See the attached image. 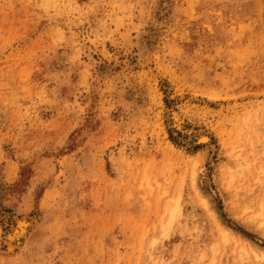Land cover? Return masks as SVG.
I'll return each mask as SVG.
<instances>
[{"label":"rangeland","instance_id":"obj_1","mask_svg":"<svg viewBox=\"0 0 264 264\" xmlns=\"http://www.w3.org/2000/svg\"><path fill=\"white\" fill-rule=\"evenodd\" d=\"M263 15L0 0V264H264Z\"/></svg>","mask_w":264,"mask_h":264},{"label":"bare ground","instance_id":"obj_2","mask_svg":"<svg viewBox=\"0 0 264 264\" xmlns=\"http://www.w3.org/2000/svg\"><path fill=\"white\" fill-rule=\"evenodd\" d=\"M262 1V0H261ZM264 2V0H263ZM264 16V15H263ZM126 36H128V34H126ZM131 38V37H130ZM130 38H126V42L128 45L130 42ZM133 39V38H132ZM135 45V44H133ZM132 48V47H130ZM129 49V48H128ZM134 51V50H133ZM135 53V52H134ZM138 59H140L138 57ZM209 137L207 134L205 133H201L198 137V142H206L209 141L208 140ZM33 216V215H32ZM35 216V215H34ZM31 217V216H30ZM14 220V219H13ZM12 222V221H11ZM33 219L32 218H27V217H22V218H18L14 224L11 226V228L9 229V232L7 234L8 240H9V244L11 247L14 248H18L20 247L22 240L25 238L27 232L29 231V229L33 226ZM35 225V224H34ZM6 238V237H5ZM11 250V249H10ZM15 250V249H14ZM12 251V250H11Z\"/></svg>","mask_w":264,"mask_h":264}]
</instances>
